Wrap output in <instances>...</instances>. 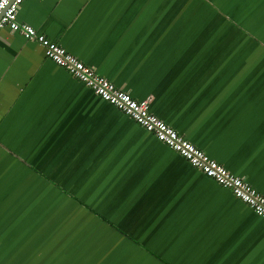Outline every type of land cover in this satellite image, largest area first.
<instances>
[{"label": "crops", "instance_id": "0c3cea01", "mask_svg": "<svg viewBox=\"0 0 264 264\" xmlns=\"http://www.w3.org/2000/svg\"><path fill=\"white\" fill-rule=\"evenodd\" d=\"M17 21L264 196V0H25ZM0 264H264V219L3 28Z\"/></svg>", "mask_w": 264, "mask_h": 264}, {"label": "built area", "instance_id": "2783aa9c", "mask_svg": "<svg viewBox=\"0 0 264 264\" xmlns=\"http://www.w3.org/2000/svg\"><path fill=\"white\" fill-rule=\"evenodd\" d=\"M24 1L0 0V30L8 28L26 40L38 43L43 48L47 59L61 67L103 101L131 118L138 126L151 133L157 141L185 159L191 167L213 179L221 187L230 190L236 199L264 219V196L153 115L149 111V99L143 101L133 99L128 93L118 89L56 43L38 34L30 25L18 22L17 13Z\"/></svg>", "mask_w": 264, "mask_h": 264}]
</instances>
